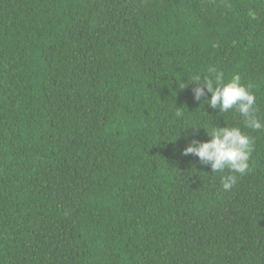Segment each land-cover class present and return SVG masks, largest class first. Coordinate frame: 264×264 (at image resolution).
Returning <instances> with one entry per match:
<instances>
[{
	"label": "trees",
	"instance_id": "16d2710c",
	"mask_svg": "<svg viewBox=\"0 0 264 264\" xmlns=\"http://www.w3.org/2000/svg\"><path fill=\"white\" fill-rule=\"evenodd\" d=\"M209 67L264 125V0H0V264H264V127ZM214 126L254 140L231 190L183 155Z\"/></svg>",
	"mask_w": 264,
	"mask_h": 264
},
{
	"label": "clouds",
	"instance_id": "9594fccd",
	"mask_svg": "<svg viewBox=\"0 0 264 264\" xmlns=\"http://www.w3.org/2000/svg\"><path fill=\"white\" fill-rule=\"evenodd\" d=\"M208 74V76L203 77V80H201V75L193 77L192 83L199 85L193 88L195 100L199 101L206 95V88L207 92L211 93V100L208 103L213 109H219L220 112L236 109L244 118V124L247 128L260 130L264 127L256 114V98L250 91L253 85H242L241 77L238 74L225 82L224 73L215 67H209ZM175 115L181 117L183 115L182 109L177 107ZM207 134L211 137L210 141L193 140L184 149L183 155L193 154L197 156L201 164L211 165L213 173L228 170L232 174L223 176L221 183L225 190H231L237 183L238 177L235 174L243 176L249 169L248 162L254 150V140L238 127L214 126Z\"/></svg>",
	"mask_w": 264,
	"mask_h": 264
}]
</instances>
